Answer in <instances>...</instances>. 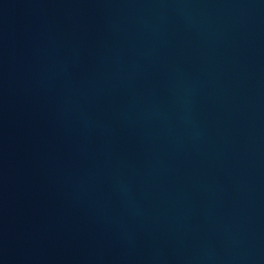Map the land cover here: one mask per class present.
Returning <instances> with one entry per match:
<instances>
[{"label":"water","instance_id":"1","mask_svg":"<svg viewBox=\"0 0 264 264\" xmlns=\"http://www.w3.org/2000/svg\"><path fill=\"white\" fill-rule=\"evenodd\" d=\"M0 264H264V0H0Z\"/></svg>","mask_w":264,"mask_h":264}]
</instances>
